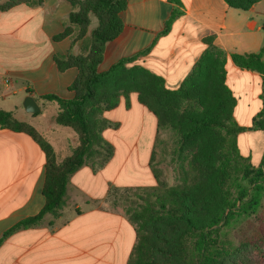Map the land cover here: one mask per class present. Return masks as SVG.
<instances>
[{"label":"crops","instance_id":"obj_1","mask_svg":"<svg viewBox=\"0 0 264 264\" xmlns=\"http://www.w3.org/2000/svg\"><path fill=\"white\" fill-rule=\"evenodd\" d=\"M178 1L180 15L169 20L176 6L168 0H126L120 14L121 33L106 44L98 72L108 70L122 58L136 56L127 67L140 66L161 77L167 89L177 90L206 50L203 39L211 37L212 46L225 54L224 84L235 99L233 121L238 127L249 128L258 114H264L263 76L238 68L230 54L264 49V0L247 11L230 8L224 0ZM70 11L65 0H25L0 10V110L34 126L52 145L58 159L70 154L77 145V136L69 128L53 124L56 105L38 97L55 94L70 99L74 95L68 87L77 70L69 67L60 71L54 61L57 56L82 51V40L76 39V33L54 40L68 25ZM89 19L87 35L97 26L92 14ZM262 58L264 61V51ZM27 95L40 108L37 115L24 111L22 101ZM127 99L121 98L114 109H146L138 103L136 93H130ZM254 139L263 146L258 151L252 144ZM237 141L242 155L251 157L255 167L264 168V132L248 129L237 135ZM44 165L43 152L28 135L0 129V237L42 208ZM98 171L85 165L71 175L68 198L57 216L48 213L39 224L9 235L0 243V264L99 263V255L94 254L101 233L97 220L101 209L111 215L109 198L104 202L108 208L95 209V199L79 181Z\"/></svg>","mask_w":264,"mask_h":264},{"label":"trees","instance_id":"obj_2","mask_svg":"<svg viewBox=\"0 0 264 264\" xmlns=\"http://www.w3.org/2000/svg\"><path fill=\"white\" fill-rule=\"evenodd\" d=\"M65 1L71 6L68 25L54 40L76 33V39L82 40V51L77 55L69 53L57 56L54 61L60 71L69 67L77 70L76 77L68 87L74 95L70 99H64L55 94H46L39 96L38 100L56 105L54 124L71 128L78 137V144L69 155L58 159L52 145L34 126L15 119L11 112L0 110V129L28 135L45 158L42 208L36 215L24 218L6 230L0 237V243L18 230L39 224L48 213L56 217L68 198L67 184L70 176L85 165L97 170L109 161L112 149L101 136V128L105 124L99 117L116 108L120 99H127L130 93H136L138 103L155 117L157 129L171 125L179 130L183 141L198 132L212 133L216 128H221L231 138V154L239 156L235 145L236 135L248 129L264 132V114H258L249 128L238 127L234 123L232 112L235 99L224 84L225 54L212 46L211 37L203 39L207 48L192 73L177 90H169L161 77L140 66L127 67L136 56L122 58L108 70H97L106 44L121 33L120 14L126 8V0ZM168 1L176 6L169 18L173 20L180 15L177 9L180 3L178 0ZM224 1L230 8L247 11L261 0ZM22 2L25 0H8L0 3V10L11 9ZM90 14L97 19V26L87 35ZM263 51L264 49L249 54L232 53L230 58L238 68L261 74L264 87ZM221 142L223 139L220 136L212 146ZM211 144L207 148H211ZM206 153L205 155L210 154ZM93 157L99 159L98 163H88ZM214 184L221 189L224 185L223 178L215 177ZM231 188L235 192L233 199L227 198V192L223 193L221 198H217L210 216L201 218L197 214L196 219L187 214L191 208L187 204L189 198L186 193L173 189L163 192V199L160 198L158 207L169 217L180 219L193 235L192 264H264V215L257 216L254 234L233 250L226 248L220 241V229L227 225L233 215L253 216L259 211L264 214V168L246 165L240 180H233ZM156 202L157 200L146 203L144 210L152 213ZM190 203L192 207L195 206L191 200ZM135 215L139 216L135 219L142 218L141 214ZM128 220L131 224L136 223L133 217ZM139 224V229H142L140 221ZM151 248L150 242L142 236L133 247V258L129 264H162L154 259ZM181 264L189 263L181 259Z\"/></svg>","mask_w":264,"mask_h":264},{"label":"rangeland","instance_id":"obj_3","mask_svg":"<svg viewBox=\"0 0 264 264\" xmlns=\"http://www.w3.org/2000/svg\"><path fill=\"white\" fill-rule=\"evenodd\" d=\"M42 112L48 114V110ZM99 118H103L105 124L99 126H102L101 136L111 147L112 156L93 177L79 179L86 185L85 192L95 199L92 201L95 209L108 208L109 204L111 210L109 215L101 209L97 220L101 233L99 249L96 247L94 252L95 256L99 255V263L95 260V264H113L114 260L115 264H129L133 258V247L142 236L150 242L154 259L162 264H181V259L192 264L193 235L180 219L169 217L158 207L163 199L161 196L172 189L186 193L195 204V208L192 207L188 199L191 211L187 214L193 219L197 218V214L201 218L210 216L217 198H221L223 193L227 192V198L233 199L232 181L240 180L246 165L257 168L252 164L251 157L240 152L237 135L235 145L239 156L231 154V138L221 128L212 133L198 132L183 141L179 130L171 125L157 129L155 119L146 109L125 110L119 107ZM220 136L223 142L212 146ZM67 137L71 138V135ZM209 143H212L211 148H207ZM252 144L257 151L263 147L260 140L254 139ZM98 161L97 157H93L88 163L96 164ZM215 177L223 178L221 189L215 187ZM108 198V204L104 205ZM156 200L152 213L144 210L146 203ZM261 213L233 215L220 229L221 244L233 250L246 241L254 234L257 216L264 215ZM135 214H141L142 218L135 219L139 218ZM131 217L136 223L129 222ZM139 221L142 229H139Z\"/></svg>","mask_w":264,"mask_h":264},{"label":"water","instance_id":"obj_4","mask_svg":"<svg viewBox=\"0 0 264 264\" xmlns=\"http://www.w3.org/2000/svg\"><path fill=\"white\" fill-rule=\"evenodd\" d=\"M22 106L24 108V111L29 114H36L40 111V108L38 107L37 103L30 95L24 97L22 101Z\"/></svg>","mask_w":264,"mask_h":264},{"label":"bare ground","instance_id":"obj_5","mask_svg":"<svg viewBox=\"0 0 264 264\" xmlns=\"http://www.w3.org/2000/svg\"><path fill=\"white\" fill-rule=\"evenodd\" d=\"M140 132V131H139ZM124 139V138H123ZM128 142V141H127ZM126 143V142H125Z\"/></svg>","mask_w":264,"mask_h":264}]
</instances>
